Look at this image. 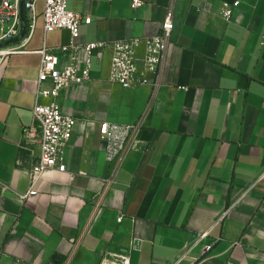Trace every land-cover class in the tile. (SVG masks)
<instances>
[{"label": "crops", "instance_id": "obj_1", "mask_svg": "<svg viewBox=\"0 0 264 264\" xmlns=\"http://www.w3.org/2000/svg\"><path fill=\"white\" fill-rule=\"evenodd\" d=\"M142 1L68 0L79 42L152 36L172 11L174 43L158 91L112 83L109 53L93 57L91 79L58 98L77 121L68 170L44 173L27 198L40 146L23 127L37 123L41 56L1 68L0 264H264V0ZM37 6L27 49L59 52L71 34H45ZM104 122L141 123L137 147L111 158Z\"/></svg>", "mask_w": 264, "mask_h": 264}, {"label": "built area", "instance_id": "obj_2", "mask_svg": "<svg viewBox=\"0 0 264 264\" xmlns=\"http://www.w3.org/2000/svg\"><path fill=\"white\" fill-rule=\"evenodd\" d=\"M39 0H0V70L8 57L13 54L38 53L41 56L38 74V101L32 109L37 123L23 127L24 141L37 142L40 154L32 172V189L25 198L36 195L35 184L41 176L50 171L66 172L67 146L77 121L66 114L58 98L69 86L80 85L91 79L93 57L102 63L105 55H110L109 81L123 88L150 86L158 91L163 85V72L166 58L174 40L176 23L170 11L161 25L160 31L152 36L128 37L111 42H79L81 15L70 10L68 0H43V24L45 34L66 29L71 34V42L56 48L45 43L41 49L29 50L27 46L37 29ZM240 1L225 3L223 15L231 20ZM143 5L142 0H133V7ZM87 23L91 18L86 19ZM43 83H51L42 89ZM43 97L45 100H39ZM141 123H111L101 125L102 139L108 143L111 158H123L132 148ZM120 222L124 220L121 216ZM205 235H201L200 243ZM212 244L205 246L210 250ZM115 264H131L130 259L122 258Z\"/></svg>", "mask_w": 264, "mask_h": 264}, {"label": "rangeland", "instance_id": "obj_3", "mask_svg": "<svg viewBox=\"0 0 264 264\" xmlns=\"http://www.w3.org/2000/svg\"><path fill=\"white\" fill-rule=\"evenodd\" d=\"M1 29H2V25L0 24V32H1Z\"/></svg>", "mask_w": 264, "mask_h": 264}]
</instances>
